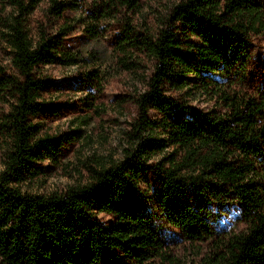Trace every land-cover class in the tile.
<instances>
[{
  "label": "trees",
  "instance_id": "obj_1",
  "mask_svg": "<svg viewBox=\"0 0 264 264\" xmlns=\"http://www.w3.org/2000/svg\"><path fill=\"white\" fill-rule=\"evenodd\" d=\"M102 2L107 8L139 7L138 0ZM262 33L264 4L258 0H179L154 33L138 38L128 32L127 45H138L153 69L146 88L133 97L138 117L122 158L91 167L87 183L34 194L23 188L43 170L34 163L55 160L62 144L37 137L27 121L42 109L33 70L83 57H58L57 47L34 45L22 25L11 22L7 40L19 77L0 82L15 100L6 115L10 143L0 170V264L170 262L141 201L140 182L154 156L160 159L153 200L165 221L189 242L209 243L196 264H264V90L206 89L216 82L201 77L215 72L244 78L251 37ZM190 75L202 80L200 90L216 98L219 111L194 117L177 112L171 94H189ZM149 109L161 118L149 119ZM232 199L241 205L243 228L216 235L208 204ZM101 212L113 217L107 227L97 219Z\"/></svg>",
  "mask_w": 264,
  "mask_h": 264
},
{
  "label": "rangeland",
  "instance_id": "obj_2",
  "mask_svg": "<svg viewBox=\"0 0 264 264\" xmlns=\"http://www.w3.org/2000/svg\"><path fill=\"white\" fill-rule=\"evenodd\" d=\"M102 1L0 0V82L4 76L19 77L7 40L8 27L13 21L22 25L34 45L50 43L57 47L53 50L61 58L62 53L83 57L73 64L63 61L38 64L33 70V76L42 86L38 97L42 109L27 121L35 126L37 137H54L62 146L55 160L34 163L43 170L23 185L27 192L62 193L70 185L87 183L89 169L122 158L123 149L132 138L133 123L138 117L133 97L146 88L153 60L138 45H127L126 36L128 32L138 38L154 33L170 7L179 0H138L139 7L135 10L107 8ZM258 1L264 4V0ZM189 77L192 84L189 94L168 92L175 97L177 112L194 117L219 111L216 98L200 90L202 80L195 75ZM201 77L216 82L206 89L264 90V33L251 37L244 78H225L215 72H202ZM1 88L0 170L10 143L6 115L15 102L10 89ZM147 117L159 120L161 115L149 109ZM159 159L160 156H154L149 161V169L140 182L144 212L164 241L163 252L171 260L165 264H196L209 243L186 240L176 226L165 221L153 200ZM206 213L216 235L243 228L237 200L210 203ZM97 219L105 227L113 221L111 215L103 212L97 214ZM159 263L164 261L161 259Z\"/></svg>",
  "mask_w": 264,
  "mask_h": 264
}]
</instances>
